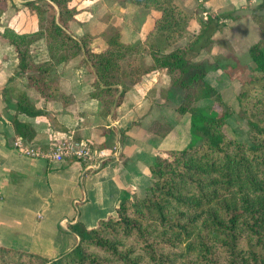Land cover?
Instances as JSON below:
<instances>
[{
	"label": "trees",
	"instance_id": "16d2710c",
	"mask_svg": "<svg viewBox=\"0 0 264 264\" xmlns=\"http://www.w3.org/2000/svg\"><path fill=\"white\" fill-rule=\"evenodd\" d=\"M21 1L37 17L38 27L17 31L4 25L0 41L13 47L19 71L27 74L28 84L45 101L70 100L59 90L55 67L79 53L94 74L90 95L105 113L143 74L164 68L170 83L183 91L176 111L179 116L189 114L192 133L199 139L158 155L143 195L122 198L115 212L95 226L73 225L79 239L71 250L49 258L0 245V264H264V12L259 13L264 0L252 14L260 37L248 47L251 72L236 93L239 115L248 126L239 139L225 131L233 113L230 104L205 79V63L194 59L212 44L210 37L223 26L221 19L228 11L213 15L199 5L204 17H197L199 30L188 36L192 15L177 0H117L159 11L144 40L152 56L146 63L138 55L142 43L122 41L118 29L100 33L107 42L101 51L90 47L93 33L73 36L69 22L86 9L74 0ZM184 37L188 39L183 45H173ZM156 38L172 48L161 52ZM38 40L47 51L39 61L33 55ZM117 85L122 86L120 91ZM14 93L17 111L44 113L25 93ZM205 97L212 99L208 111L195 105ZM10 121L17 135L31 143L35 131L30 124L15 116ZM160 126L152 122L149 128L163 133Z\"/></svg>",
	"mask_w": 264,
	"mask_h": 264
},
{
	"label": "crops",
	"instance_id": "0c3cea01",
	"mask_svg": "<svg viewBox=\"0 0 264 264\" xmlns=\"http://www.w3.org/2000/svg\"><path fill=\"white\" fill-rule=\"evenodd\" d=\"M243 1L246 0L224 4L219 0H206L202 5L208 13L215 15ZM119 9L117 13L121 14L130 8L119 4ZM126 14L119 16L124 18ZM158 17L159 11L153 10L147 16L145 26L129 29L133 39L142 43L143 51L138 55L146 63L152 62V56L144 40ZM198 17L203 18L201 12ZM221 20L224 25L226 18ZM193 21L197 27L190 29ZM37 24L30 30L9 26L17 31H32ZM189 24L188 34L197 33L199 22L196 16L191 17ZM245 27L244 34L250 46L258 39V31L250 20ZM83 33L79 30L72 35L78 38ZM181 41L177 45H183L187 40ZM156 42L161 52L172 48L160 38H156ZM214 44L222 46L219 40L212 46ZM36 45L35 59H45L47 51L42 40L36 41ZM0 46V245L55 257L77 244L79 237L73 225L85 228L95 226L99 220L115 212L122 198L143 195L148 190L150 165L158 155L175 149L173 138L167 144L160 139L168 131L178 130L181 119L186 117L185 113L179 116L176 111L183 91L175 87L174 94L165 93V86L171 84L169 76L166 69L156 68L143 74L139 81L124 91L120 103L105 113L100 101L90 95L94 74L90 65L83 61V54L79 53L55 67L59 90L70 100L66 103L45 101L28 84L27 74L19 71L13 47L1 41ZM106 46L107 42L99 32L93 35L90 41L93 51H101ZM205 52L202 49L197 58H205ZM211 52L216 53L212 49ZM205 79L208 81L207 73ZM117 88L120 91L122 86L117 85ZM16 90L25 93L44 113L28 115L17 111ZM12 116L30 124L35 131L31 143L36 146L46 148L49 143L69 135L109 150L117 147L119 153L111 155L101 168L89 172H84L81 163L76 160L50 162L42 157L21 154L12 146L17 135L10 121ZM152 122H159L164 132L150 129Z\"/></svg>",
	"mask_w": 264,
	"mask_h": 264
},
{
	"label": "rangeland",
	"instance_id": "374dc122",
	"mask_svg": "<svg viewBox=\"0 0 264 264\" xmlns=\"http://www.w3.org/2000/svg\"><path fill=\"white\" fill-rule=\"evenodd\" d=\"M204 1L206 0H177L185 11L192 16H196V18L201 12L199 5H202ZM219 1L226 4L227 1L233 0ZM246 1L248 2L245 3ZM246 1L241 2L242 5L238 4V7H228L220 10L221 12L228 11L229 15L224 17L226 18L224 27L222 28L221 26L215 29L210 40L212 44L219 40L222 46L217 47L215 44L213 46L211 44L209 47L203 49L206 51L203 54L206 56L205 58H197L200 53L194 56V59H200L205 63L207 66L208 81L219 90L221 97L230 104L233 113L227 118L228 123L225 126V131L238 139L244 137L248 131L246 121L239 115L236 101V93L241 80L246 79L251 72L250 58L248 51H246L249 47V42L247 36L244 34L246 29L245 25H247L248 20L257 28L260 37L259 25L252 17L254 11L256 12L257 10V4L260 0ZM21 2V0H0V28L4 25H11L17 30H30L37 24L35 14L29 11ZM38 2L43 5L42 1ZM74 2L79 6H84L86 9L78 17H75L69 22L68 29L70 32L77 33V31L82 30L96 35L98 32L99 34H106L112 29H118L121 32L122 41L128 40V42L138 41L137 39L134 40L135 38L133 39L129 29H140L141 26H145L147 16L153 11V9L139 6L132 2H126L124 4L130 8L128 9L129 11L126 12L125 9L119 14L117 13L120 12L119 2L117 0H74ZM100 4L102 5L100 6ZM261 12H264V10H260L259 13ZM122 14H126L124 18L120 17ZM196 25V22L193 21L189 28H196ZM218 32H220L219 35L214 37ZM189 34L188 36H193L196 33ZM185 38L186 40L188 39L187 37L181 38L173 45L180 44L183 42L181 40H185ZM211 49L216 53H212ZM141 51H143V48L139 52ZM175 87L172 83L165 86V93L174 94ZM195 105L202 111H208L212 105V99L209 97L201 98ZM185 114L186 117L181 119L178 130L168 131L160 139L162 143L167 144L173 138L175 142L173 147L181 148L184 145L198 141L199 137L192 133L193 129L190 125L189 114L187 112ZM167 123L169 124L168 119Z\"/></svg>",
	"mask_w": 264,
	"mask_h": 264
},
{
	"label": "built area",
	"instance_id": "2783aa9c",
	"mask_svg": "<svg viewBox=\"0 0 264 264\" xmlns=\"http://www.w3.org/2000/svg\"><path fill=\"white\" fill-rule=\"evenodd\" d=\"M12 146L21 154L33 157H42L50 162H61L72 159L81 163L84 172L101 168L111 157L119 153L117 147L112 150L106 147H95L91 143L76 140L72 136L58 139L42 148L26 142L21 136L16 135Z\"/></svg>",
	"mask_w": 264,
	"mask_h": 264
}]
</instances>
